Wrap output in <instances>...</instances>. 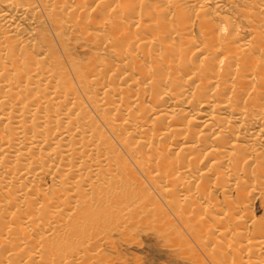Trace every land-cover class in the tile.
<instances>
[{
    "label": "bare ground",
    "instance_id": "obj_1",
    "mask_svg": "<svg viewBox=\"0 0 264 264\" xmlns=\"http://www.w3.org/2000/svg\"><path fill=\"white\" fill-rule=\"evenodd\" d=\"M151 219L264 264V0H0V264Z\"/></svg>",
    "mask_w": 264,
    "mask_h": 264
},
{
    "label": "rangeland",
    "instance_id": "obj_2",
    "mask_svg": "<svg viewBox=\"0 0 264 264\" xmlns=\"http://www.w3.org/2000/svg\"><path fill=\"white\" fill-rule=\"evenodd\" d=\"M220 197L221 195H218L219 199ZM253 214L255 215L256 218H260L263 214V209H261L260 207L259 200H256L254 202ZM154 220L151 219L149 222L142 221V223L140 222V224H138L139 223L138 221V223H133V226L131 224V226L134 227L132 229V231L134 232L129 230L127 231L119 230L117 232L111 230L109 231L110 232L109 233L107 231L106 243L101 242L100 243L101 245L99 244L98 246L99 248L95 249L96 251H99L98 253L99 256H103V264H209L210 263L208 258L204 257L202 259L201 256L202 255L205 256L204 249L198 247L191 240L193 236H191L189 232L188 233L184 232L183 235L185 237L184 236L182 237V234H179L176 231L172 232L171 230V232L175 234V235L173 234L174 235L173 236L172 233L169 231L170 230L169 228L165 227V231L163 225H161V227L158 228L157 223L159 225L161 223L159 222V220L158 222L155 221L156 222L155 223ZM167 230L171 234H167L168 233ZM128 232L130 233L128 234ZM232 235L234 236L235 233L234 234L232 233ZM177 237L179 238L178 240ZM170 238L174 240V245H173V241H171ZM125 239H127L128 241ZM188 240L192 241L193 243L192 242L188 243L187 242ZM183 241L187 242V244ZM187 246H189L190 248H188ZM184 247L185 249H183ZM193 248H194L193 252L188 251L189 249H193ZM197 250L200 252H198ZM198 253H200V255ZM106 257H108L106 259L107 261L104 260V258ZM108 259L110 260V262L108 261Z\"/></svg>",
    "mask_w": 264,
    "mask_h": 264
}]
</instances>
